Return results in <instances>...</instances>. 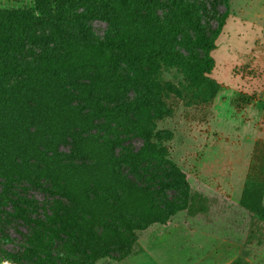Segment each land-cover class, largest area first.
Returning a JSON list of instances; mask_svg holds the SVG:
<instances>
[{
    "label": "rangeland",
    "instance_id": "obj_1",
    "mask_svg": "<svg viewBox=\"0 0 264 264\" xmlns=\"http://www.w3.org/2000/svg\"><path fill=\"white\" fill-rule=\"evenodd\" d=\"M37 1L0 0V263L81 264L83 253L75 248L72 239L65 244L57 242L54 248L56 238L52 236L45 246L32 248L30 243L39 240L38 234L44 230L38 223L22 219L19 209L9 215L15 206L5 198L11 185L20 192L23 184L28 189L27 196L38 202H50L53 198L67 201L55 193L53 184L62 170L48 156L61 152L64 160L71 159L65 154L71 153L70 141L60 138V134L66 120H73L76 113L64 106L69 100L58 93L55 80L45 71L40 73L47 86L45 103L52 106L51 111L58 110L59 117L63 113L60 121L43 124L40 113L39 119L34 120L23 106L29 82L25 78V62L33 64L41 56H49L48 45L57 39L51 24L39 13L44 0ZM189 2L184 10L192 18L179 17L178 22L171 24L180 30L175 28L168 39L158 40L160 44L184 40L174 54L158 58L155 73L151 74L153 81L181 95L165 92L161 101L162 117L153 124L154 132L164 137L161 144L168 161L185 175L187 187L202 196L205 210L196 216H190L187 211L178 212L167 225L155 224L140 232L139 245L144 250L140 255L122 261L99 257L93 264H264V208L251 211L241 205L245 187L258 184L264 189V117L261 118L264 114L261 106L264 102V0H228L227 17L210 54L214 68L207 80L196 84L187 81L188 67L180 64L185 56L193 58L202 51L193 42L196 33L191 25L200 22L207 34H211L218 25L216 16L226 8L213 0ZM199 3L205 6L206 13ZM30 10L32 14H24ZM164 12L167 9L160 7L161 18ZM91 24L97 36H104L107 22L95 18ZM81 54L89 55L90 62L98 63L100 59L97 53L81 50ZM192 61L197 60L189 59V67ZM108 66L107 63L100 65L99 79L102 87L114 90L117 85L112 83L114 76L107 71ZM147 86L140 85L139 89L145 91ZM3 88L6 89L3 91ZM146 100L153 105L156 97L149 96ZM43 107L41 104L39 110L43 111ZM118 116L120 122H125L122 110ZM124 125L121 137L126 136V140L114 150L117 153L123 146L136 152L144 140L130 134L129 127ZM95 131V128L91 130ZM44 136L53 143L45 142ZM255 137L260 139L256 142ZM89 149V144H81L76 155L86 154ZM21 157L26 162L17 166L14 159L19 161ZM34 160L41 163V170L33 173L28 163ZM15 170L25 174L17 176ZM37 172L40 173L36 175ZM27 174L37 186L29 183ZM15 177L19 181H13ZM177 189L184 198L186 185L181 184ZM167 192L170 194L169 189ZM143 203H139V210L144 207ZM36 211L40 219L52 213L49 208ZM108 212L105 208L102 217L98 215L102 218L101 225ZM99 227L98 231L103 233Z\"/></svg>",
    "mask_w": 264,
    "mask_h": 264
},
{
    "label": "trees",
    "instance_id": "obj_2",
    "mask_svg": "<svg viewBox=\"0 0 264 264\" xmlns=\"http://www.w3.org/2000/svg\"><path fill=\"white\" fill-rule=\"evenodd\" d=\"M213 1L226 8L224 13L216 16L217 27L207 34L199 20V25L192 23L191 29L196 33L193 42L202 51L193 55L197 61H192L190 67L192 55L185 56L184 62H180L188 67L186 78L191 84L207 80L214 68L210 54L224 26L228 0ZM43 3L39 13L51 24L57 39L48 45L49 56H41L33 64L25 62V78L29 82L23 106L34 120L39 119L37 114L40 113L43 124L60 121L63 113L59 117V111H51L52 106L45 103L47 86L40 74L45 71L55 80L58 93L69 100L64 106L76 113L73 120H66L60 134V138L70 141L71 153L65 154L71 159L64 160L61 152L48 156L62 170V175L59 174L53 184L57 189L55 193L67 201L53 198V202H38L27 196L25 185L22 184L20 192L16 191L18 187L11 185L5 198L15 207L9 215L19 209L22 219L42 227L44 231L38 234L40 239L30 243L32 248L45 246L53 236L56 238L54 248L57 242L65 244L72 239L75 248L83 253L81 264H93L99 257L126 260L144 251L139 245L140 232L155 224L167 225L178 212L187 211L190 216H196L205 210L202 196L187 187L189 183L184 181L185 175L168 161L161 144L164 137L154 132L153 124L162 117L161 101L165 92L176 94L177 91L165 86L163 90L157 81H153L151 74L155 73L158 58L161 60V57L174 54L178 51L177 45L184 44V40H178L176 44H160L158 40L168 39L175 28L180 30L176 24H171L178 22L179 17L192 18L184 10L191 3L189 0H44ZM199 5L206 13L205 6ZM162 6L167 9L163 18L158 13ZM32 13V10L24 12L25 15ZM95 18L107 22L102 37L92 29L91 21ZM81 50L97 53L98 63L90 62L91 57L83 56ZM103 63L109 65L107 71L114 76L112 83L117 85L114 90L101 86L99 67ZM147 84L145 91L139 89L140 85L145 88ZM176 95L181 94L177 92ZM149 96L156 97L153 105L146 100ZM41 104H44L43 111L39 110ZM119 110L123 111L125 122L119 121ZM123 125L129 127L130 134L139 135L144 140L136 152L123 146L117 153L114 150L126 140V136L121 137ZM93 128L95 132H91ZM44 141L51 143L52 139L44 136ZM85 143L90 146L89 152L76 155L79 145ZM14 162L21 166L26 160L21 157ZM28 164L33 173L41 170L39 161ZM15 173L17 176L25 174L20 170ZM27 176L31 185H38L29 174ZM5 179L7 182L8 177ZM13 181H19L18 177ZM181 184L187 188L184 198L177 189ZM263 191L258 184L245 187L241 205L248 206L251 211L264 208ZM139 203L144 204L140 210ZM157 206L164 207V210ZM38 208H49L52 213L40 219ZM105 208L109 212L105 213L101 225L100 217ZM99 225L103 233L98 231Z\"/></svg>",
    "mask_w": 264,
    "mask_h": 264
},
{
    "label": "crops",
    "instance_id": "obj_3",
    "mask_svg": "<svg viewBox=\"0 0 264 264\" xmlns=\"http://www.w3.org/2000/svg\"><path fill=\"white\" fill-rule=\"evenodd\" d=\"M261 106L264 107V102H261ZM263 117H264V114L261 116V118H263ZM258 129L262 132V128L261 127H259ZM259 139H260L259 137H255L253 140H255L257 142V140H259ZM253 147H255V144H253ZM251 155H252V153H251ZM252 157H253V155H252ZM260 157H261V155H260Z\"/></svg>",
    "mask_w": 264,
    "mask_h": 264
},
{
    "label": "built area",
    "instance_id": "obj_4",
    "mask_svg": "<svg viewBox=\"0 0 264 264\" xmlns=\"http://www.w3.org/2000/svg\"><path fill=\"white\" fill-rule=\"evenodd\" d=\"M3 263H4V262H3ZM5 263L13 264L12 262H5ZM0 264H2V263H0Z\"/></svg>",
    "mask_w": 264,
    "mask_h": 264
},
{
    "label": "bare ground",
    "instance_id": "obj_5",
    "mask_svg": "<svg viewBox=\"0 0 264 264\" xmlns=\"http://www.w3.org/2000/svg\"><path fill=\"white\" fill-rule=\"evenodd\" d=\"M5 264H9V263H5Z\"/></svg>",
    "mask_w": 264,
    "mask_h": 264
}]
</instances>
